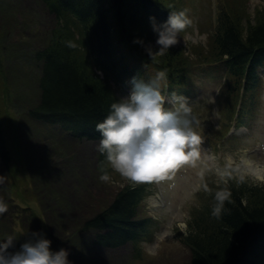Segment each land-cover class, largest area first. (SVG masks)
<instances>
[{
	"label": "trees",
	"instance_id": "16d2710c",
	"mask_svg": "<svg viewBox=\"0 0 264 264\" xmlns=\"http://www.w3.org/2000/svg\"><path fill=\"white\" fill-rule=\"evenodd\" d=\"M40 1L53 14L57 28L46 50L35 54L43 61L42 96L33 116L57 124L80 141L100 140L95 125L108 114L111 103L120 99L114 84L131 85L133 76L150 81L165 70L164 91H189V76L195 69L213 66L224 79L219 104L227 120L236 109L241 119L260 98L264 9H257L252 17L249 0H217L210 24L203 21L210 15L197 8L200 0ZM181 9L192 19L188 27L197 26L200 33L209 35L207 43H191L188 48L173 45L163 55L150 57L145 46L156 41L157 33L149 17L154 15L159 23L170 11ZM136 37L145 44L134 43ZM67 41L76 46L69 47ZM11 157L0 108V159L13 172ZM104 159L98 161L100 174L106 171ZM212 185L201 193V206L194 209L182 237L191 251V264H264V186L226 185L231 198L225 202L227 211L217 218L211 214L213 196L225 185ZM145 192V186H121L114 200L86 223V229L99 230L98 244L118 247L128 240L136 242L146 232L150 220L137 218Z\"/></svg>",
	"mask_w": 264,
	"mask_h": 264
},
{
	"label": "rangeland",
	"instance_id": "374dc122",
	"mask_svg": "<svg viewBox=\"0 0 264 264\" xmlns=\"http://www.w3.org/2000/svg\"><path fill=\"white\" fill-rule=\"evenodd\" d=\"M248 4L252 17L257 8H264V0H249ZM197 5L201 14L210 15L212 19L203 20L210 24L214 0H200ZM56 25L40 0H0V108L7 146L18 167L9 172L0 162V240L15 235L17 247L30 236V229H43L53 248L70 249L74 264H191V251L181 238L187 233L193 210L201 206L203 185L220 180L214 171L201 174L207 163L203 158L245 154L264 160V79L247 128L224 138L218 131L220 87L210 79H198L192 101L198 107L193 113H197V130L203 137L202 161L196 166L182 165L161 180L135 182L156 189L140 212L141 217L152 218L154 225L151 239L141 243L138 254L132 244L115 250L94 246L93 231L85 229L86 223L114 200L121 186L133 181L123 176L120 181L101 180L97 142L78 141L58 127L30 117L42 96L41 66L32 55L46 50ZM197 29H187L174 46L206 44L207 33ZM149 45L159 47L155 42ZM261 75L264 78L263 72ZM118 93L127 95L121 90Z\"/></svg>",
	"mask_w": 264,
	"mask_h": 264
},
{
	"label": "clouds",
	"instance_id": "9594fccd",
	"mask_svg": "<svg viewBox=\"0 0 264 264\" xmlns=\"http://www.w3.org/2000/svg\"><path fill=\"white\" fill-rule=\"evenodd\" d=\"M153 31L157 33L155 44L146 46L149 56L163 55L180 41V34L192 24L187 10H172L163 22L149 17ZM75 47L73 41L66 42ZM141 45V37L134 38ZM100 75H103L100 71ZM166 71L160 70L155 79L146 81L140 76L131 78V90L110 105L108 114L95 125L100 133L97 149L106 155L111 167L121 176L133 182L161 180L182 165L196 166L202 161L203 137L197 130L199 119L193 113L189 98L175 92L166 94L162 81ZM170 103L171 107H166ZM200 170L214 171L225 185L214 192L215 203L211 214L220 218L227 211L231 191L226 186L230 180L238 183L252 182L264 185V160H253L245 154H227L222 159L211 156ZM101 180L109 174L102 171ZM208 191V186L203 185ZM3 206L0 205V211ZM19 238L8 235L0 240V264H74L70 249L53 248L52 240L43 229H30V236L16 247Z\"/></svg>",
	"mask_w": 264,
	"mask_h": 264
},
{
	"label": "bare ground",
	"instance_id": "6f19581e",
	"mask_svg": "<svg viewBox=\"0 0 264 264\" xmlns=\"http://www.w3.org/2000/svg\"><path fill=\"white\" fill-rule=\"evenodd\" d=\"M258 9V8H257ZM262 9H264V8H262Z\"/></svg>",
	"mask_w": 264,
	"mask_h": 264
}]
</instances>
